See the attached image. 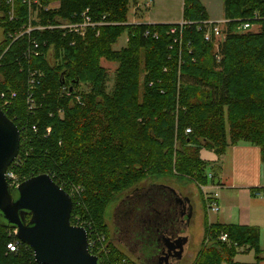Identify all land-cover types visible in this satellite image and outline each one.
<instances>
[{
  "label": "trees",
  "instance_id": "obj_1",
  "mask_svg": "<svg viewBox=\"0 0 264 264\" xmlns=\"http://www.w3.org/2000/svg\"><path fill=\"white\" fill-rule=\"evenodd\" d=\"M35 1L15 0L11 20L6 3L0 5V94L9 100L0 107L20 133L8 169L21 183L48 175L69 195L80 186L83 191L70 196V222H80L89 238H106L105 253L92 254L100 264H137L106 234L108 201L158 183H213L220 169L200 159L201 149L221 156L230 145L250 144L264 162V0H222L228 23L216 56L215 43L197 29L209 19L199 0H183L182 20L190 24L180 39L168 32L176 24H127L129 0ZM85 18L95 26L83 35L62 27ZM244 23L258 30L238 32ZM27 27L35 30L13 41ZM124 33L126 47L113 50ZM35 44L40 56L29 52ZM102 61L117 66L110 93ZM88 83L89 92L78 91ZM204 227L192 264H239L234 257L242 248L254 254L251 264H261L257 228L210 225L207 212ZM13 231L0 225V264H38Z\"/></svg>",
  "mask_w": 264,
  "mask_h": 264
},
{
  "label": "water",
  "instance_id": "obj_2",
  "mask_svg": "<svg viewBox=\"0 0 264 264\" xmlns=\"http://www.w3.org/2000/svg\"><path fill=\"white\" fill-rule=\"evenodd\" d=\"M19 145L17 127L0 108V225L15 231L38 264H100L88 250L86 230L70 222L71 197L48 175L32 177L11 192L5 175ZM192 212L190 200L173 187L135 188L114 209L111 240L141 264H176Z\"/></svg>",
  "mask_w": 264,
  "mask_h": 264
},
{
  "label": "crops",
  "instance_id": "obj_3",
  "mask_svg": "<svg viewBox=\"0 0 264 264\" xmlns=\"http://www.w3.org/2000/svg\"><path fill=\"white\" fill-rule=\"evenodd\" d=\"M139 2L138 4H140ZM55 5L57 6V4ZM145 6H148V3H145ZM202 6L204 7L203 4ZM206 13L211 21L225 20L223 13L220 19H212L207 10ZM137 18H140V15L136 16V13H134L133 20L131 22L127 20V24H177L174 22L149 23L139 21ZM127 42L128 38L126 35L124 47H126ZM124 47L120 45L118 50ZM113 50L115 49L113 48ZM199 157L208 167L216 166L220 169L212 185L206 188L210 195L207 199H209L210 203L215 202L218 206V211L214 214L216 216L215 222L210 221L207 214L208 224L257 228L259 230V247L262 251L261 264H264V196L262 193L264 190V162L261 160L260 149L254 145L239 143L227 147L221 156H217L212 151L201 149ZM257 192L259 194H256ZM182 196L189 199L186 195ZM239 256L240 254L235 256L234 262Z\"/></svg>",
  "mask_w": 264,
  "mask_h": 264
},
{
  "label": "rangeland",
  "instance_id": "obj_4",
  "mask_svg": "<svg viewBox=\"0 0 264 264\" xmlns=\"http://www.w3.org/2000/svg\"><path fill=\"white\" fill-rule=\"evenodd\" d=\"M182 1L183 0H153L152 2H148V0H137V1L129 0L127 20L131 22L134 18V13H136V16L140 15V18H137V20L139 21L149 22V23L174 22L178 24L181 21H183L181 20ZM138 2L140 4H138ZM200 2L204 5L207 12L209 13V16L212 19L222 18V13H223L222 0H200ZM55 3L56 2L54 3L52 2L51 7L56 6ZM145 3H148V6H145ZM257 30H258L257 26H252L250 28V31L252 32L257 31ZM126 35H127L126 33L121 35L116 45L113 47L115 50H118L120 45L124 47ZM1 39H2V31L0 29V41ZM219 49L214 45V48L212 51L213 55L215 54L216 56L218 52H220ZM101 65L107 70V73H108L107 81L105 84V90L107 93H110L114 85V80H115L114 72L116 70V64L102 61ZM90 90H91V85L88 83V84H81L79 86L78 91L87 93ZM223 121H224L225 133L227 134V142H229L230 127L228 124L227 108L223 109ZM186 147L190 149H196V145H187ZM186 182L187 183L182 186L181 185L179 186L178 184L175 185V183H174V186L172 185L173 188H176L177 190H179V192H181L182 195L188 196L193 206L192 216H191V219L188 225V238L186 241V245L184 247V253L176 264H192L194 260L197 258V255L199 251L201 250L202 245L204 243L203 242L204 235H205L204 213L207 212L210 221H213V222L216 221V216L214 215L215 213L208 211L210 202H209V199L207 198L210 195H209L208 189L206 188L212 185V182L210 181L206 185H203L201 183H195L192 181H186ZM159 185H162V184H159ZM77 188L81 189L80 186H77ZM82 191L83 189H81V192ZM123 198H124V195L116 196L115 198L108 201V203L104 206V210H103V220L107 227L106 234L109 240L111 241V243L115 246H117V244L115 243V241L111 240L112 232H113L112 216H113V212H114L116 205ZM103 238L104 240H106L105 236H103ZM104 246L105 245L102 246V248H104L103 253L106 250L105 249L106 246L105 247ZM93 250H96V249L94 248ZM107 254L108 252H106L105 255ZM238 254H240V256L236 259L235 262L239 264L253 263L254 254L252 252H248L247 248L238 249Z\"/></svg>",
  "mask_w": 264,
  "mask_h": 264
},
{
  "label": "built area",
  "instance_id": "obj_5",
  "mask_svg": "<svg viewBox=\"0 0 264 264\" xmlns=\"http://www.w3.org/2000/svg\"><path fill=\"white\" fill-rule=\"evenodd\" d=\"M1 2H5L6 6L8 7L7 14H6L7 18L9 20L14 18V14H15L14 13V11H15L14 3H15V0H0V5L2 4ZM33 2H36V1L35 0H23V3L24 4H28V5L33 3ZM148 2H152V0H148ZM4 17H5V15H4L3 11L0 10V19H3ZM226 23H228L227 20L211 21V20L208 19V20H205V21L201 22V25L198 26L197 29H198V31L202 32L203 39L206 42H213V43H215V46L218 47V43L220 41H222V39H223L222 31H223L224 26H225ZM188 24H190V23L185 22V21H181L180 23L176 24V26L171 27L168 32L170 33V35H173V36L175 34L179 35V33H181L183 31L184 27L186 25H188ZM94 26L95 25L90 22L89 18H85V20H83V22L81 24L72 23V24L62 25L63 28L68 29L69 31H73L74 33H77L79 35H83L84 34L85 28L94 27ZM249 29H250V25L244 23L242 26L237 28V31L238 32H245V31H247ZM33 30H35V29L31 28V27H27L24 31L19 32L18 34L14 35V37H12L13 41L15 39H17L18 37L24 35V34H30L31 31H33ZM148 35H149V33L146 32L145 36H148ZM153 37L157 38V34H154ZM179 39H180V35H179ZM173 41L176 42V43L178 42L176 38H174ZM29 52L31 54H33L34 56H40L41 55V51H40L39 46L37 44L34 45L33 49L30 48ZM30 83H31V85H33L34 80H31ZM66 94L69 95L68 93H66ZM13 96H14V94H12V97ZM75 100L77 102H79L80 101V97L79 96L75 97ZM0 102L2 103V106H7L9 104V100L6 99V96L4 94H0ZM186 133H189V130H187ZM5 176H6V180L8 182V186H9L10 189H15L16 187H18L21 184V182L19 181L18 177L15 175V173L12 170L8 169ZM72 191H73L72 194L69 195V196H74V194L76 195L78 193H81V189H79L77 187H76L75 190H72ZM256 194H259V193L257 192ZM208 211L216 213L218 211L217 204L215 202L209 203ZM75 226H79V227L84 228L83 226H81L80 222L77 223V225H75ZM13 234L15 235V231H13ZM87 234H88V232H87ZM88 236H90V235L88 234ZM219 239L222 242H226L227 241V236L225 234H222L219 237ZM87 243H88V249L90 250L91 254H92V251L93 252L96 251L98 253L99 252L100 253L103 252V249H104V248H102L103 243H104L103 236H99L96 239H93L92 237H90V238L88 237ZM8 248H10L12 251L14 250V248H12L11 245H9ZM94 248L96 250H93ZM104 253H105V251H104Z\"/></svg>",
  "mask_w": 264,
  "mask_h": 264
},
{
  "label": "flooded vegetation",
  "instance_id": "obj_6",
  "mask_svg": "<svg viewBox=\"0 0 264 264\" xmlns=\"http://www.w3.org/2000/svg\"><path fill=\"white\" fill-rule=\"evenodd\" d=\"M134 190V189H133ZM132 190V191H133ZM131 191V192H132ZM131 192H129V194L131 193ZM128 195V194H127ZM126 195V196H127ZM125 197V196H124ZM112 236H113V232H112ZM116 243V242H115ZM117 244V246L120 248V249H122L134 262H136L137 264H141L140 263V260L138 259V257H135L134 255H132V254H130V253H128L120 244H118V243H116Z\"/></svg>",
  "mask_w": 264,
  "mask_h": 264
}]
</instances>
